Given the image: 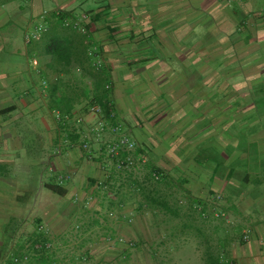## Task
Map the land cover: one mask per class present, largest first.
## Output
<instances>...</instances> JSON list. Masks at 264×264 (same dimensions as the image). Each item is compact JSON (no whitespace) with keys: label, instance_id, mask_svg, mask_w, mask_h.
I'll use <instances>...</instances> for the list:
<instances>
[{"label":"crops","instance_id":"crops-1","mask_svg":"<svg viewBox=\"0 0 264 264\" xmlns=\"http://www.w3.org/2000/svg\"><path fill=\"white\" fill-rule=\"evenodd\" d=\"M56 11L70 13L65 22L78 21L83 27L93 19L90 36L111 79L117 121L135 142L138 157L159 168L171 162L179 167L188 158L193 160L187 164L193 170L208 168V158L197 163V156L186 157L182 151L186 145L198 149L207 137L204 133L198 142L191 134L202 122L195 107L199 99L205 102L202 94L207 91L197 90L192 106L186 105L189 87L200 78V86L206 88L208 83L220 84L223 76L226 81L233 79L234 73L213 76L223 68L214 69L209 59L223 54L222 64L238 61V67L231 64L229 72L264 70V0H0V264L24 255L25 264H178L179 260L190 264L191 253L183 251L182 239L198 253L196 264H264V220L260 222L259 216L254 215L257 224L247 226L251 231L247 241L225 234L209 238L221 226H121L122 214H136L141 203L156 205L163 216L177 215L179 209L156 189L145 191L143 185L151 181L145 172L137 177L112 174L111 167L97 157V144L93 143L91 158L80 148L84 124L76 125L74 119L83 115L86 122L94 121L83 113L77 89L85 82L73 67L59 61L66 45L60 48L50 36L43 42L25 40L36 24L52 26ZM33 58L36 66L31 64ZM258 61L260 67L250 69ZM208 73L212 78L206 83ZM45 80L48 83L43 85ZM128 87H139L143 94L141 117L130 105L123 107L124 99V104L133 99ZM70 101L77 102L73 114L60 117L62 104ZM199 111L207 115L205 108ZM208 171L206 178L204 173L198 178L201 190L183 189L188 222L196 221L192 206L203 202L202 192L214 186L223 189L228 182L224 174L216 177L211 167ZM59 176L67 177L58 189L61 195L50 189ZM216 178L223 182L216 183ZM103 179L111 182L109 190L118 182L119 190L126 189L115 196L116 202H108L116 206L118 222L101 217L103 203L97 194L102 190L97 185ZM177 179L169 178L167 183H186L184 178ZM134 189L141 202L126 204L123 198L134 196ZM92 198L91 205H97L90 209V216L84 215L86 224L68 226L73 218L82 217L81 206ZM206 228L209 232L204 236ZM239 228L243 231L246 226ZM39 233L47 245L45 253L39 251ZM195 233L204 238L195 239ZM188 234L194 242L188 241Z\"/></svg>","mask_w":264,"mask_h":264},{"label":"rangeland","instance_id":"rangeland-1","mask_svg":"<svg viewBox=\"0 0 264 264\" xmlns=\"http://www.w3.org/2000/svg\"><path fill=\"white\" fill-rule=\"evenodd\" d=\"M84 23H85L84 26L85 31L88 32L91 23L90 22H84ZM206 29L207 26L205 30ZM99 54H100L99 56L100 58L101 53L99 52ZM223 56H224L223 54L222 55L220 54L219 56L215 55L213 56V59L211 60L209 59L207 61V63L214 69L220 66H222L223 68L218 70L220 72H213V76L216 74L219 76L221 74H225V76H227L228 71H230L229 68L231 67V64L235 67H238L239 63L236 60L226 61L225 63L226 65L222 64L223 62H225ZM204 57L205 56L203 54L198 55V58L202 62L205 61ZM230 57L233 56L230 55L229 58ZM257 57L260 58L259 55ZM243 58L249 59L250 57L248 55H245L243 56ZM260 59L262 62V58ZM102 62L103 61L101 59V63ZM253 67L259 68L260 61H258L257 64L252 65L250 69ZM253 70L254 69L252 70L248 69L247 71L240 70L239 72H234V74H232L233 79H229L228 81H226L225 80L226 78H224L223 76V80L219 82L220 84L216 85V81L214 82V85L213 83L210 84L208 83L207 88L206 86L205 87L200 86V83L203 82L202 78H200L198 84L189 87L188 94L186 96V105L190 103V105L192 106L193 100L197 99V97L195 96L197 90L206 89L207 91L205 94H202L203 99H205L206 97L205 102L199 99L196 104L197 107H195L199 115H201L202 122L200 124H196V126L193 127V130L195 131L191 133L193 134L192 136H194V138L198 139V142H200L201 137L204 136V133H206L207 137L204 143L197 146L198 149L196 148V150H191L190 145H186L184 148L185 151L182 152L186 157L188 155L197 156L198 158V160H196L197 163H201L203 160L208 158L207 160L208 168L206 170L204 169L200 170L202 167H199L198 170H193L192 169L193 167L187 165V164H191V162L193 161L189 158H188L189 161H185L182 165L180 164L181 166L179 167L171 166L172 164L171 162L168 167H165V169L161 168L163 171L165 170L163 181H159L157 183H155L152 180L147 181L145 182V185H143V187L146 188L145 191L148 189L149 190L156 189L158 194L164 196L165 199L163 200H166V202H170V203L173 202L174 206L178 207L179 214L173 215V214L165 213L163 216V214L157 212L156 205L150 204L149 207H144L145 204L141 206L142 204L141 203L139 204L140 208L138 209L136 214H134L133 211H129V213L127 214L126 213L122 214L124 216L121 217L122 218L121 226H183V225L188 226V224H191L192 226H221V230H217L216 232L209 234L208 235L209 238L212 237L214 239L216 236H221V234H225L228 236L230 235V237L235 238V240L244 241L243 231L249 230L247 226H254L255 224H257L256 217L258 216L260 222L264 220V213H263L264 212V173L263 172L256 173L255 171L258 169V164H256L254 160L250 161L251 170L253 173H251L250 171H249L250 173L248 172L249 173L248 180L250 181L251 177L255 181L262 180V185L259 186L258 188L254 187L255 189L251 185H246L244 181H242V175H241V173H244L245 169L248 170L247 168L242 167L247 162V158L245 157L246 154L243 152L242 149L246 147H249V149H253L256 146V148L257 147L259 148V152L262 151L264 152V107L258 108L256 112H252L250 114L248 113L251 110H254L255 108L258 107L257 106L258 102L262 104V100H264V96H261L260 91L255 90L259 85L264 86V70H254V71ZM209 74L210 73L206 74L205 76L208 77ZM210 77H208L205 80L206 83L208 82V79ZM252 89L255 90L253 94H252L253 92ZM127 91L132 93L131 97L133 99L132 100L127 99V102L125 104H124L125 101L124 99L123 107L124 108L129 107L130 105L134 113L137 116L141 117L144 114L143 112L144 109H142L141 107L139 108L140 105L139 97L141 99L143 97V94L139 92V87L137 89L136 88L132 89V87H128ZM165 95L164 98H166ZM163 103L165 104V102ZM202 108H205V111L207 112L206 116H204V111H199ZM235 117L238 118L236 119ZM248 117L254 118V120H256L257 122L252 121V123L247 125V127H245L244 130H241L243 127V126L241 127L243 122H251ZM255 117L258 119H255ZM146 119L147 118H145V120ZM120 126L122 128L121 124ZM200 131L202 132L200 133ZM242 132L243 133L245 132L247 137H243ZM203 139L205 138L203 137ZM200 148L203 149L201 150ZM96 155L98 158H102L104 160L108 168L111 167L110 161H108L106 158L102 157L99 154ZM220 156L224 159L223 161L224 166L220 165L222 161V158ZM253 156L254 155L251 153V158ZM232 163L236 169V173L232 177V179H230L226 183V185L223 186V189H221L220 186L219 187L214 186L212 189H206V191L202 192V194L204 195V197H201L203 199V202L200 201L201 202L200 204L199 203L193 204L194 216L196 221L188 222L187 219H184V212H186V207H187L186 206L187 200L183 191L184 187L186 188L190 186L191 190L193 189L196 190L195 188L196 186L201 190L203 184L200 181H198V178H200L199 176H201L202 173L205 174L204 178H206L207 172H209L208 169H210V167L213 170L214 168H216L217 171L219 172L215 176L219 177V175H223L222 173L223 170L224 171L227 170L226 166ZM144 164L145 163H141L138 166V168L135 170L134 173L136 174V177L139 173L142 172L146 173V170L143 168ZM250 174L252 175L250 176ZM194 176H196V179L193 182L192 177ZM169 178L170 179L172 178V180L175 181L178 180L177 178H182V179L184 178L186 180V183L182 182V186H181L177 182V184H174L172 186L167 183ZM103 180L105 183V179ZM189 180H191L190 183ZM220 180L223 182V179H219V178L215 179L216 183H218V181ZM109 184H111V182H109ZM120 187L121 186L119 182L113 185V189H115L116 191L113 190L112 188H111L112 191L109 190V187L100 186V189L102 191H100V193H98L97 196L99 201H102L103 203L102 215H104V217L103 216L101 217L106 221L110 219L117 221L118 219L117 217L118 211L116 206L115 205L110 206L108 202H112V204L113 202H116L117 199L115 198V196H118L117 194L120 193V191L121 193L122 192L126 193V189L124 188L122 190H119ZM135 191L136 189H134V192ZM139 197H140L139 192H135V195L130 197V199H128V197L125 196V198H123V201L126 204H128V202L129 204L130 203L133 204L134 201L140 203L142 199L140 200ZM93 200L94 199L92 198V200L86 201V203H84V205L81 206L82 207L81 211L84 210L81 213L82 214L81 218H73L69 224L67 223L66 224L68 226H75V225L82 226V224L85 223L84 217L90 216L89 214L90 209L93 208L94 206L96 208L97 205L96 202H95L96 205L94 206L91 205ZM115 204L120 205L118 203ZM151 205H153V207H151ZM109 213H111L112 215H109ZM254 215L256 217H254ZM91 226H96V225H91ZM240 226H246V228H244L242 231V228H239ZM205 232H203L204 236L209 232L208 228L205 229ZM204 236H202V234L195 233L194 237L197 240H202ZM191 237L192 235H189L186 238H188V241L194 242V240H191ZM181 244L184 252L191 253L192 262L190 264H196L197 261L196 259H194V256L196 257V254L198 255V253L192 252V247L190 248V246L187 245V242L184 241V239H182ZM10 262L13 263L12 260H10ZM178 264H188V263L187 262L184 263L183 261L179 260Z\"/></svg>","mask_w":264,"mask_h":264},{"label":"trees","instance_id":"trees-1","mask_svg":"<svg viewBox=\"0 0 264 264\" xmlns=\"http://www.w3.org/2000/svg\"><path fill=\"white\" fill-rule=\"evenodd\" d=\"M68 14H70V13H64L62 11H56V13H55V16L57 18L56 22L52 26L51 25L48 26V29L45 27L48 32L45 30L46 32L44 31L42 33L39 40L41 42H43L48 36H50V38H52L54 44L60 45V48L62 45H66V47L61 48L63 51L58 55V59H59V61L64 60V63L67 66L70 65V67H73L75 70L74 72L80 77L81 80H83L85 82L83 84V86L77 88L80 91L79 96L81 98H83V100L81 102H84L83 106H82V109L84 111L83 113L87 114V112L91 106L98 104L103 109V112L107 115V111L110 108L108 105L111 104V107L114 108L113 104L111 102V97H110L111 96V79L109 77L108 70L103 64L100 67L97 66V62H98L100 54H99V51H97L98 47L94 44V41L90 36L91 35L90 28H89L88 32L86 31V33H82L80 31H78L77 29L73 28L71 25H69V26L66 25L65 21H66V18L68 17ZM90 21L92 22L93 19H90ZM49 31H50V33H49ZM51 33H52V35H51ZM45 36H46V38H45ZM32 41L38 42V40L37 41L32 40ZM32 41H30V42H32ZM37 47L39 48L40 45H38ZM232 73H234V72L229 73V71H228L227 75H231ZM44 78H45V76H44ZM45 83H48L47 80L43 81V85ZM106 85H109L110 88L106 89ZM73 89H74L73 87L72 88L69 87V90L71 91L70 93H73ZM255 90H259L261 93V96H264V86L259 85ZM255 90L252 89V91H253L252 94L254 93ZM74 92H75V90H74ZM75 104H77V102L73 103L71 101L66 103V104H62L61 107H63L64 110H60L58 115L60 117H63L64 115H68L71 117V115L73 114L72 110L74 109ZM257 106H258L257 108H255L254 110H251L248 113L250 114L252 112H256V110H258V108H263L264 107V100H262V104H260L258 102ZM235 118L237 119L238 117H235ZM248 118L250 119L251 122H243V124L241 125V127L243 126L241 130H244L245 127H247V125L252 123V121H256V120H254V118H250V117H248ZM251 119H253V120H251ZM255 119H258V118L255 117ZM242 135H243V137H247L245 132ZM136 150H137V148H136ZM136 150H135L134 155L138 156V154L136 153ZM242 150L246 154L245 157L247 158L246 164H244V166H242V167H245L248 169V170L245 169L244 173H241L242 181H244V183L246 185H251L253 188L254 187L258 188L259 186L262 185V180H256L255 181L252 179V177H251L250 181L248 180L249 173L250 172L253 173L251 170V165L249 162L251 161L250 157H251V153H252L254 155L253 156L254 159H253V157H252V159L256 162V164H258V169L255 172L256 173H260V172L264 173V159H260L261 154L263 155L264 152L263 151H262L263 153L259 152V148L258 147L256 148V146L253 149H249V147H246V148H243ZM223 161H224V159L222 158V161L220 163V165H222V166H224ZM216 167H217V165H216ZM226 167H227V170L226 171L223 170L222 173L224 174L225 181H229L235 175L236 169H235L233 163L226 166ZM144 169L146 170V175L149 178V180H152L155 183H157L159 181H163L164 171L161 168L152 165V163H148V164H144ZM109 172L112 174L113 173L118 174V176L123 177L122 174L120 172H118L114 168L113 165L111 166ZM109 172H107L108 175H109ZM213 172H214V175H216L219 171H217V169L214 168ZM132 173H134V172L125 173V175L132 174ZM251 175L252 174H250V176ZM95 183L96 182H94V181L91 182L90 187L94 186ZM179 184L182 186V182H180ZM111 185L112 184H109V180H106L105 183H103V182L98 183L97 188H100V186L110 187ZM60 188H61L60 185L54 184L52 186V188H50V189L54 193H58L61 195V193H63V191L61 192L60 190H58ZM146 197L149 198L148 196H146ZM151 201H154L153 196H152ZM192 207H194V206H192ZM37 227H40V230H41L42 226H37ZM38 236L40 239L39 240L40 244L38 246L40 248L39 251L41 253H45L47 251L46 250L47 245L43 244V241H44L43 234L39 233ZM41 239H42V243H41ZM24 257L27 259L26 255L19 256V257L17 256L12 260L13 263L12 262H10V263L11 264H25V262H23Z\"/></svg>","mask_w":264,"mask_h":264},{"label":"built area","instance_id":"built-area-1","mask_svg":"<svg viewBox=\"0 0 264 264\" xmlns=\"http://www.w3.org/2000/svg\"><path fill=\"white\" fill-rule=\"evenodd\" d=\"M66 25H71L73 28L79 30L82 33H86L85 27L81 26L78 21H68ZM46 30L43 22L36 24L30 33L25 35V40L30 42L32 40H38L42 33ZM33 66L37 65V60L33 58L31 60ZM102 65L98 60L97 66ZM110 86L106 85V89ZM107 111V115L103 112L100 105L95 104L91 106L86 115L94 117V121L86 122L84 116H77L74 119L76 125L84 124L85 133L82 136L80 142V148L88 153V157L91 158L93 143L97 144L96 152L102 157L110 161L111 166L125 176V173L135 172L141 163H145L144 159H140L135 156L136 144L130 138V136L123 131L119 122L117 121V113L111 104ZM90 154V155H89ZM67 177L59 176L57 178V184L61 183ZM109 215H112L109 213ZM250 230L243 231V240L247 241L249 238ZM26 258L24 257V260Z\"/></svg>","mask_w":264,"mask_h":264}]
</instances>
